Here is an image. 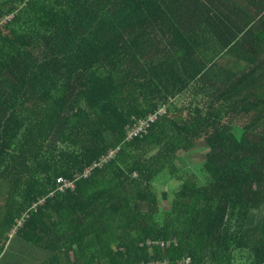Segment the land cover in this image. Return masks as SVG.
Returning a JSON list of instances; mask_svg holds the SVG:
<instances>
[{"label": "trees", "instance_id": "trees-1", "mask_svg": "<svg viewBox=\"0 0 264 264\" xmlns=\"http://www.w3.org/2000/svg\"><path fill=\"white\" fill-rule=\"evenodd\" d=\"M151 263L264 264V0H0V264Z\"/></svg>", "mask_w": 264, "mask_h": 264}, {"label": "rangeland", "instance_id": "rangeland-1", "mask_svg": "<svg viewBox=\"0 0 264 264\" xmlns=\"http://www.w3.org/2000/svg\"><path fill=\"white\" fill-rule=\"evenodd\" d=\"M164 110H165V108L162 109L163 113L165 112ZM203 153H205V150L200 149L196 153H192L188 156H185L183 154L180 155V156H182L181 158H183L182 165L184 167H188V169H190V173L198 174L201 181H203V177L201 175V164H202L201 155ZM169 185H171V186H169V188H166V186L164 184L162 185L160 182L157 183L156 189L158 191V194L160 195L162 190H169V193L172 194L173 188L177 189L178 183L170 181ZM161 208H162V210H166V211L168 210V204L166 201L162 200ZM25 249H26L25 251L29 254L30 248H28V245L25 246ZM151 264H157V263H151Z\"/></svg>", "mask_w": 264, "mask_h": 264}, {"label": "built area", "instance_id": "built-area-1", "mask_svg": "<svg viewBox=\"0 0 264 264\" xmlns=\"http://www.w3.org/2000/svg\"><path fill=\"white\" fill-rule=\"evenodd\" d=\"M158 113H163V112H162V110H160V112H158ZM155 118H156L155 116H152L150 118V120L153 121V120H155ZM144 125L145 124H142V126H144ZM58 182L60 184L59 185V188H58L60 191H63L65 188H68V187H73V184L71 182H65L63 180H59ZM185 263H189V259L188 260H185Z\"/></svg>", "mask_w": 264, "mask_h": 264}]
</instances>
